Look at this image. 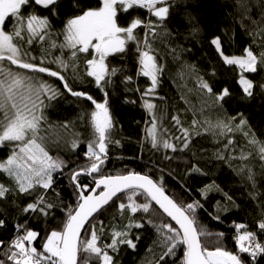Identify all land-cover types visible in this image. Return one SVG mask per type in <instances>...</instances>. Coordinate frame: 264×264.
<instances>
[{
	"label": "trees",
	"instance_id": "obj_1",
	"mask_svg": "<svg viewBox=\"0 0 264 264\" xmlns=\"http://www.w3.org/2000/svg\"><path fill=\"white\" fill-rule=\"evenodd\" d=\"M74 4L75 0H59L56 6L59 12L54 13L52 7L46 9L32 0L21 10L25 25L27 16L35 14L48 18L50 27L41 30L43 40L35 37L30 44L26 30L23 40L14 38L22 61L58 71L64 81L47 73L20 68L6 59L0 60V67L30 78L33 84L46 83L59 91L55 99L40 95L43 106L37 114L43 119L37 142L53 160L64 161L66 165L52 173L51 188L45 190L34 183L27 193H20L16 178L0 169V184L9 189L0 198V220L5 222L0 227V241L5 245L0 247V259L6 260L3 255L6 246L27 229L39 233L32 246L42 250L47 234L62 230L69 212L74 213L80 202L71 174L92 162L86 149L97 139L91 121L95 105L85 97L71 95L63 86L65 82L73 91L91 95L97 103L107 99L113 120L108 133L107 157L100 170L79 177V183L87 186L84 194H88V189L102 176L129 173L147 176L178 206L186 208L187 204H198L194 212L186 214L195 218L198 230L211 234L200 237L209 249L220 246L238 253L235 224L240 223L246 226L245 230L256 233L257 243H264V232L258 228V223L264 220V160L260 158L258 146L249 143L253 137L264 143V89L260 87L264 83V64L256 73L244 72L236 65L225 64L211 43L213 38L219 37L224 55L242 57L245 48H249L259 59L264 53V0H169L165 3L169 14L162 23L147 8L118 10V23L122 27H127L134 18L157 26L154 33L141 26L136 30L134 44H129L124 53L105 60L109 77L102 88L87 75L86 61L91 59V53L77 51L73 57L75 49L62 47L68 19L80 14V8ZM81 7L98 8L101 1L82 0ZM15 26L16 20L12 18L4 30L12 33ZM145 38L150 54L155 56L161 69L158 84L151 93H148V80L137 73L138 49L148 50ZM58 59L63 60L66 67H61ZM112 69H116L115 75H111ZM241 76L254 82L251 97L243 92ZM4 78L0 75V81ZM201 80L209 84L212 93L200 86ZM225 88L229 89V95L217 100V94ZM145 102L155 107L149 111ZM241 119L246 123L237 127ZM2 122L0 114V124ZM153 122L155 146L149 133ZM221 124L227 127H220ZM165 141L176 150L165 148ZM74 142L75 148L72 147ZM18 143L0 145V163H6L14 151H19ZM194 167L200 171H194ZM250 176L253 179L250 180ZM40 196L55 203L56 209L47 216L38 211H23ZM131 202L149 204V212L138 209L130 214L127 207L120 209V204L127 206ZM165 223L173 226L143 194L130 191L101 211L87 226L81 240L90 239L94 229L98 246L113 257L115 264H156L162 251H166L160 243L169 235L167 229L162 228ZM136 224L142 226L138 228ZM18 225L24 227L18 228ZM157 226H161L159 232ZM114 232H126V238L136 247L118 244L115 251L106 247L112 243ZM183 251V245L178 246L175 255L167 257L164 264H173V261L181 264ZM239 254L248 264H264L260 257L253 261L247 253ZM92 264L101 262L92 257Z\"/></svg>",
	"mask_w": 264,
	"mask_h": 264
},
{
	"label": "snow or ice",
	"instance_id": "obj_2",
	"mask_svg": "<svg viewBox=\"0 0 264 264\" xmlns=\"http://www.w3.org/2000/svg\"><path fill=\"white\" fill-rule=\"evenodd\" d=\"M32 0H0V60H8L11 64L17 65L20 68L28 69L35 72L47 73L52 77H58L64 81L65 78L58 71H52L47 67L37 66L33 63L22 61L20 57V49L14 42V38L23 40L25 30L28 33L27 42L30 44L32 39L38 37L43 40L44 36L41 30L50 27L48 18H40L35 14L27 16L26 25L24 23V15L22 8L30 4ZM36 5H41L44 8L52 7L54 13L59 12L57 4L59 0H34ZM82 0H75L74 7L80 8V14L74 15L68 19L65 26V44L62 47L75 49L72 56L75 57L78 52L89 53L92 49L94 52L93 58L86 61L88 65L87 75L94 77L96 85L103 87L101 82L105 81L106 75L109 74V69L105 63L109 55L116 53H124L126 42L137 39L136 30L141 26L146 29H151L155 32L156 24L148 22L145 24L140 18H134L127 27H122L118 23V10L122 9L127 12L135 7L147 8L153 16L158 18L162 23L169 14V8L165 5V0H102V6L98 8H83L81 7ZM63 7V5H61ZM247 10V9H245ZM15 18L16 26L12 33L4 30L7 21ZM215 45L216 51L222 56L224 63L228 65H236L242 71L256 73L261 64H264V53H261L258 59L253 51L245 48V56H226L221 50V39L215 37L211 40ZM145 47L148 50L139 51L140 74L149 77L151 87L148 93L155 90L158 84V73L160 67L156 62L154 55L150 54L151 48L145 38ZM7 53V55H5ZM98 57V58H97ZM61 67H66L63 60L57 61ZM116 69L111 70V75H115ZM0 75H4V80L0 81V114H2V131H0V145L4 142H19L18 152H13L8 157L6 163H0V169L6 171L9 176L16 178L19 185L20 193H27L33 188L34 183L39 184L45 190L53 185L52 173L62 167H65L64 161L53 160L47 151L37 142V134L40 129V122L43 119L42 115H38L39 107L43 106V101L40 100V95H47L49 99H55L59 95L57 89L52 88L46 83L33 84L30 78L20 76L18 73H13L10 69L6 70L0 67ZM26 79L28 82L26 83ZM130 80L131 77H128ZM240 84L246 96L253 95L254 82L241 76ZM64 88L75 97H85L95 105V111L91 113V121L97 139L88 144L86 155L91 159L90 166L80 168L72 172L71 181L75 185L78 193V199L81 201L78 207L69 212L66 222L63 223L62 230H52L47 234L42 245V250H38L32 246V242L37 239L39 233L37 231L27 229L23 235H18L7 246V250L3 253L5 259H0V264H92V257L99 259L101 264H115L112 256L98 246L97 232L91 231V238L80 240L81 229L85 224L90 222L89 218L93 217L94 213L100 211L104 205L125 189L141 188L156 204L159 205L163 212L172 218L179 225V230L165 223L162 228L167 229L169 235H165L160 242L161 246L166 249L162 251L158 257L156 264H164L167 257L174 256L178 246L183 245V258L181 264H248V261L239 253H247L253 261L257 257L264 259V243H257L256 233L250 230H245L246 226L242 223L235 224L236 229L241 234L236 237L238 253H233L227 249L217 246L214 249H209L201 242L200 237L211 235L196 228V220L190 217L186 212H194L198 206L196 203H190L185 207L178 204L164 194V189L154 183L147 176L129 173L128 175L117 176H102L95 180V188L88 189V195L84 194L86 185L79 183L81 175H92L100 170V166L104 163L107 157L108 133L113 127V120L107 106V99L103 103H97L91 95L85 92L73 91L67 82L64 83ZM200 86L212 93V88L207 82L200 81ZM264 89V83L260 85ZM147 94V93H146ZM229 95V89L225 88L221 93L217 94V100H223ZM145 107L151 111L155 105L145 102ZM173 119H177L173 117ZM177 123L179 121L177 120ZM246 121L241 119L237 127L244 125ZM220 127H227L221 124ZM155 122L153 129L149 130L153 137V146L156 145V137L154 133ZM231 131V128L228 129ZM187 130H185L186 133ZM116 143H119L118 141ZM231 143V141H229ZM249 143L257 145L261 160H264V143L256 140L254 137ZM188 144L185 142L184 147ZM73 148L76 147L74 142ZM165 148L175 147L164 142ZM222 158V157H221ZM245 158L246 157H242ZM199 172V168H193ZM249 179H253L252 176ZM103 186V191L98 195H93L97 188ZM211 190V185L207 186ZM9 191L3 184H0V198L4 197ZM231 199V197H229ZM131 201V197H129ZM57 205L52 201L46 200L44 196L38 197L35 203H29L24 209V212H40L42 215H49L51 211L56 209ZM136 213L138 209H143L144 212H149V204L145 203L137 205L135 202L129 203L127 206L120 204V209L125 208ZM219 219V217H216ZM4 220H0V227L4 225ZM136 227H141V224H136ZM18 228H23V225H18ZM161 226H157V231H160ZM258 228L264 232V220L258 223ZM222 235V234H218ZM126 232H114L112 243L106 245L114 251L118 244H127L131 248H135L136 244L127 239ZM119 238V239H118ZM0 247H5L4 242L0 241ZM85 253L87 255H81ZM175 264V261H173ZM258 264V262H257Z\"/></svg>",
	"mask_w": 264,
	"mask_h": 264
},
{
	"label": "water",
	"instance_id": "obj_3",
	"mask_svg": "<svg viewBox=\"0 0 264 264\" xmlns=\"http://www.w3.org/2000/svg\"><path fill=\"white\" fill-rule=\"evenodd\" d=\"M87 176H89V175H87ZM143 176V175H142ZM150 179V178H149ZM154 182V181H153ZM96 187V185H94V187L93 188H95ZM101 191H103V186H101L100 188H97L96 189V192L95 193H91V194H93V195H98ZM130 191H137V192H140L141 194H143L147 199H148V201L152 204V206L166 219V220H168V222H170L177 230H179V225H177L176 224V222L174 221V220H172V218L171 217H169L166 213H164L163 212V209H161L160 207H159V205L158 204H156V202L155 201H153L152 199H151V197H149L148 195H147V193L146 192H144V190L143 189H141V188H134V189H125V190H123L122 192H118L117 193V195L116 196H114L110 201H109V203L108 204H106V205H104L103 206V208L100 210V211H98L97 213H94L93 214V217H90L89 218V221L91 222L101 211H103L105 208H107L115 199H117L118 197H120V196H122L123 194H125V193H127V192H130ZM88 194H90V193H88ZM88 194H85V195H88ZM164 194L166 195V193L164 192ZM167 196V195H166ZM171 199V198H170ZM81 202V201H80ZM79 202V203H80ZM79 205V204H78ZM78 207V206H77ZM90 222H88V223H86L85 224V227L83 228V229H81V235H80V240H81V238H82V235H83V233H84V231L86 230V228H87V226L90 224ZM184 247V246H183Z\"/></svg>",
	"mask_w": 264,
	"mask_h": 264
},
{
	"label": "rangeland",
	"instance_id": "obj_4",
	"mask_svg": "<svg viewBox=\"0 0 264 264\" xmlns=\"http://www.w3.org/2000/svg\"><path fill=\"white\" fill-rule=\"evenodd\" d=\"M101 1V6H102V0H100ZM167 1H169V0H165V3L167 2ZM161 6H166V5H161ZM147 11L148 12H150L149 11V9H147ZM129 44H134V40L133 41H127L126 42V47L129 45ZM125 47V48H126ZM89 52L91 53V59L93 58V55H94V52H93V50L92 49H90L89 50ZM118 54H120V53H116V54H112V55H109L106 59H109V58H111L112 56H116V55H118ZM5 55H7V53H5ZM98 58V57H97ZM140 68H141V66H140V63L138 62V68H137V73H140ZM141 76H143L142 74H141ZM109 77V74L108 75H106V77H105V81H102L101 82V84H103V83H105V82H107V78ZM144 78H146L147 80H148V82H149V84H150V87H151V80H150V78L149 77H146V76H143ZM93 79H94V77H92ZM95 80V79H94ZM73 149V148H72ZM88 151V148L86 149V152ZM18 152V151H17ZM134 192H136V193H140V192H137V191H134ZM147 199V198H146ZM148 200V199H147ZM150 203V202H149ZM151 204V203H150ZM152 205V204H151ZM129 212H130V214H134V213H132L131 212V210L129 209ZM237 235H239L240 234V232H237L236 233ZM237 237V236H236ZM34 242V241H33ZM32 242V243H33Z\"/></svg>",
	"mask_w": 264,
	"mask_h": 264
}]
</instances>
